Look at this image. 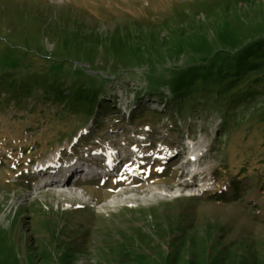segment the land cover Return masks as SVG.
<instances>
[{
  "label": "rangeland",
  "instance_id": "1",
  "mask_svg": "<svg viewBox=\"0 0 264 264\" xmlns=\"http://www.w3.org/2000/svg\"><path fill=\"white\" fill-rule=\"evenodd\" d=\"M52 17L56 28L45 24ZM76 26L126 40L120 49L81 43L70 35ZM263 35L264 0H0V264L263 262L264 234H253L264 208L250 218L260 228L246 229L252 237L232 224L264 205V89L232 114L208 98L203 110L172 115L152 92L171 97L180 67ZM90 85L110 112L86 118L50 101L53 88L68 96ZM136 108L145 109L133 121ZM228 175L242 201H190L216 183L225 189ZM52 178L81 188L73 196ZM169 226L165 261L157 238Z\"/></svg>",
  "mask_w": 264,
  "mask_h": 264
},
{
  "label": "trees",
  "instance_id": "2",
  "mask_svg": "<svg viewBox=\"0 0 264 264\" xmlns=\"http://www.w3.org/2000/svg\"><path fill=\"white\" fill-rule=\"evenodd\" d=\"M56 19L57 18L52 17L50 20H47L45 24L56 28L60 24L59 21L56 23ZM64 30H66V28ZM82 30V28L76 26L70 31V35L72 38L79 39V42L81 43L89 42L90 44L98 45L101 48H103L104 44L107 43L108 46L113 49H120L123 47V42L126 40L125 37L120 35L118 32L111 34V36L107 38V36H103L101 32H91L90 34L85 33L82 36ZM142 41L146 42L148 40L143 38ZM148 42L151 44L158 43L159 40H150ZM140 45L142 46L139 47V50L137 51L138 54L142 50L148 48L147 44L142 43ZM263 70L264 35L257 37L253 41L242 44L237 49L220 48L217 53H212L206 56L204 59H202V61L199 62V64L192 66L184 65L180 67V69L174 74L175 76L173 75L169 78V89L173 93L171 97H164L163 92L158 89H156L155 92L154 90L152 92L157 94L160 99H164L165 104L168 103V111H170L172 115L188 107H191L193 113L203 110L210 106V104H206L208 98H211L210 103L218 102L220 105H223L224 112L227 111L225 110V106L229 107L230 104L233 105V108H230L229 110V114H232L236 110L234 107H240L247 99L254 98L257 91L264 89V77L261 76L264 75ZM57 75L58 73H52V79L56 78ZM158 78L162 80L164 76ZM247 78L254 79L255 83L259 84V88L254 90L253 86H251L249 82L246 81ZM32 83L33 82L27 83V81H25L22 88H30ZM52 90V97L50 98V101L55 100L62 102L67 108L71 107L73 112H79L81 115H83V117H93V115L97 114L99 110L101 111V115L106 112L108 113V111L110 112L108 103L103 108V106L98 102V94L95 92L94 85H90L87 91L83 90L82 88L76 89L70 92L68 96H64V91L59 86L53 88ZM112 102H114L113 98ZM144 109L145 108H136L134 112L130 113L129 117L134 118L137 115L142 117ZM157 113L158 112H156V114ZM140 117L134 118L133 121L140 120ZM175 125L176 124L173 122L169 124L168 127L173 128ZM213 175L216 177L215 179H217L219 176V174L216 172H214ZM241 185L242 184L240 182L236 183L234 176L228 175L226 178L225 189L216 183V186L219 189L211 191L205 199H203V196L201 198L193 196L190 201L193 203H198L200 201H213L214 203L215 201H232L237 199L234 197H240V195L243 194ZM242 200L243 197L241 196L237 202ZM241 208H243V210L245 209L243 205ZM261 208H264V205H255L254 208L250 210V212H246L248 216H245V218H242V220L240 219L238 221H233L235 223H231L232 226H240V232H243V235H249L252 237L251 234L245 233V231L253 230L256 226L259 228V225H257L253 219L250 220V218L256 219V216H254L255 212L253 211L254 209ZM261 226H263V228ZM261 226V229L259 228L260 230L257 231L258 234H253L254 236L264 234V224H261ZM230 227L228 226V229ZM154 231V224H148L144 228L145 234L149 237L154 235ZM172 231L173 227L169 226L167 229L168 236L166 237L165 241L157 238V242L162 247V258L165 261L171 258L173 252L171 250L172 242L174 240V238H172V234L174 237L176 231ZM251 233L253 232L251 231ZM219 238L220 237L216 238L215 245L220 242L218 241ZM239 239L237 240L239 241ZM175 240H177V238H175ZM237 243L238 242L233 241L231 244L236 245ZM209 250L210 251L207 249L208 258H214V256H211L210 254L212 250ZM223 252V248H217V253L222 254ZM250 258H239V264H247V262L251 260ZM252 258V260H254V256ZM251 264H264V261L255 263L252 261Z\"/></svg>",
  "mask_w": 264,
  "mask_h": 264
},
{
  "label": "bare ground",
  "instance_id": "3",
  "mask_svg": "<svg viewBox=\"0 0 264 264\" xmlns=\"http://www.w3.org/2000/svg\"><path fill=\"white\" fill-rule=\"evenodd\" d=\"M126 108H128V107H126ZM107 163L110 164L111 162L108 161ZM49 184L57 186L61 189H65V188L69 189L72 185V182L69 178H62V179L61 178H52L49 181Z\"/></svg>",
  "mask_w": 264,
  "mask_h": 264
}]
</instances>
